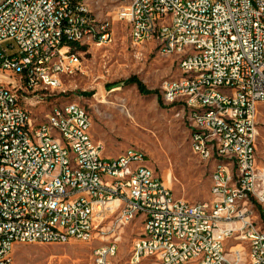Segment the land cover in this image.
<instances>
[{"label": "built area", "instance_id": "1", "mask_svg": "<svg viewBox=\"0 0 264 264\" xmlns=\"http://www.w3.org/2000/svg\"><path fill=\"white\" fill-rule=\"evenodd\" d=\"M115 2L100 19L80 0H0V264H14L18 245L90 243L107 234L100 227L109 218L116 230L137 217L143 229L129 264H264V169L256 160L264 0ZM119 22L129 24L133 45L155 42L178 57L181 77L164 82L163 100L182 107L195 156L226 159L212 174L210 203L176 199L140 149L105 157L78 104L54 107L47 129L20 105V90L60 91L64 78L83 74L85 49L111 44ZM138 180L142 193L132 192ZM117 241L98 247L94 264H114Z\"/></svg>", "mask_w": 264, "mask_h": 264}, {"label": "rangeland", "instance_id": "2", "mask_svg": "<svg viewBox=\"0 0 264 264\" xmlns=\"http://www.w3.org/2000/svg\"><path fill=\"white\" fill-rule=\"evenodd\" d=\"M100 19L112 16L115 0H81ZM84 73L64 78L60 91L28 94L20 90V105L28 109L36 124L45 121L54 107L76 103L92 119V137L102 146L105 157L116 159L129 148L140 149L147 155L148 166L164 179L176 199L190 204L212 201L214 163H204L192 153L190 128L178 116L180 105H167L163 100L165 81L181 77L178 57L164 56L155 42L140 46L131 41L127 22L114 25L111 44L85 49ZM135 78L147 95L141 94ZM256 160L264 169V104L259 106ZM109 218L96 240L73 241L65 245H18L13 252L14 264H94V251L115 242L119 253L114 264H129L134 242L140 237L143 219L114 230ZM264 227L263 222H261ZM112 228V231H110ZM231 243L228 244V247ZM247 262V260L245 261Z\"/></svg>", "mask_w": 264, "mask_h": 264}, {"label": "bare ground", "instance_id": "3", "mask_svg": "<svg viewBox=\"0 0 264 264\" xmlns=\"http://www.w3.org/2000/svg\"><path fill=\"white\" fill-rule=\"evenodd\" d=\"M83 8L88 14H92L85 6L83 2H81ZM79 45L80 46H87V36H79ZM62 62L63 63H70V54H62ZM35 123V122H34ZM39 129H47V122L39 123ZM219 146H226V138H219ZM211 163H214L215 170L218 168H222V166H226V159L223 157H216L212 159ZM145 189V180H138V184L132 185V192L134 193H142Z\"/></svg>", "mask_w": 264, "mask_h": 264}, {"label": "trees", "instance_id": "4", "mask_svg": "<svg viewBox=\"0 0 264 264\" xmlns=\"http://www.w3.org/2000/svg\"><path fill=\"white\" fill-rule=\"evenodd\" d=\"M127 84H136L138 86V89L141 92V94H143V95L148 94V92L145 90L144 86L140 82H138L135 78L128 80Z\"/></svg>", "mask_w": 264, "mask_h": 264}]
</instances>
